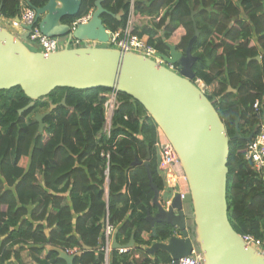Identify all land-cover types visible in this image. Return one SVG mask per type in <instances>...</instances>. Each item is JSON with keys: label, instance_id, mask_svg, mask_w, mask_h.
<instances>
[{"label": "trees", "instance_id": "obj_1", "mask_svg": "<svg viewBox=\"0 0 264 264\" xmlns=\"http://www.w3.org/2000/svg\"><path fill=\"white\" fill-rule=\"evenodd\" d=\"M23 1L43 7L48 0H0L1 15L15 19L22 12ZM82 1L79 15L65 22L74 23L95 10L97 0ZM130 1L103 2L112 13L101 17L107 29L115 32L125 26ZM135 10L137 24H143L137 31L147 34L149 44L165 55H169L168 44L187 51L195 35V12L201 35L192 47L198 58L193 70L209 87L217 84L206 94L230 138L229 220L240 235L264 237V177L245 159V138L255 137L264 120V0H135ZM119 14L120 20L115 17ZM110 92L113 90L59 88L20 113L31 103L24 92L20 88L0 91V182L3 178L8 186L2 191L0 184V264H10L12 259L17 264H34L30 254L42 253L48 246L77 249L80 255L74 264H103L106 218L116 225L118 242L127 245L133 238L135 249L150 246L155 240L165 242L177 233L168 224H157V239L147 241L143 237L153 230L148 211H157L145 167L148 153L154 183L160 191L166 185L159 167V127L142 104L117 93L119 106L110 135H106L105 95ZM257 100L263 102L261 112L254 109ZM52 105L57 107L45 118L44 132L37 136L35 115ZM238 120L241 138L235 137ZM137 160L142 163L134 165ZM189 219L193 233V214ZM134 252L120 254L115 250L110 264L173 261L162 251L155 259L146 253L136 259ZM38 264L65 263L58 253L49 251Z\"/></svg>", "mask_w": 264, "mask_h": 264}, {"label": "water", "instance_id": "obj_2", "mask_svg": "<svg viewBox=\"0 0 264 264\" xmlns=\"http://www.w3.org/2000/svg\"><path fill=\"white\" fill-rule=\"evenodd\" d=\"M105 0L95 2V10L88 23H80L73 29V22L66 18L79 15L82 0H48L43 7L28 5L36 10V20L42 33L49 38L64 41L73 35L79 40L110 41L111 33L105 26L102 15L110 14L103 7ZM2 6L0 7L1 15ZM122 18V14L115 16ZM195 35L185 53L176 45L168 44L169 55L158 53L166 64L177 66V71L133 52L116 48L84 46L64 48L45 54L33 51L27 45L32 26L16 36L0 24V91L20 88L31 100L20 113L34 106L36 101L47 98L59 88L95 91L109 89L124 93L138 101L175 149L189 192L184 199L180 192H174L168 204L160 202L161 191L154 183L149 167L151 154L145 163L150 185L155 192L153 205L158 212L148 211L147 219L153 228L152 237L157 238L155 226L168 224L177 233L165 242H158L145 251L156 255L162 251L171 255L175 264L198 247L205 264H264V255L246 244L232 226L228 214L227 186L230 156V138L213 102L193 83L196 74L193 66L197 57L192 53L194 42L201 35L192 13ZM20 23V19L16 18ZM260 59V57H259ZM229 91H234L230 88ZM66 98L62 101L65 105ZM52 105L45 113H37V136L44 132V119L56 108ZM239 120L236 124V138H241ZM251 135L245 138L252 140ZM137 160L135 164H141ZM191 205L194 227L191 237L190 219L186 206ZM181 234L179 237L177 234ZM85 250L89 248L83 245ZM135 247L134 239L122 246L113 238V248ZM65 264H74L80 253L70 255L65 250L51 247Z\"/></svg>", "mask_w": 264, "mask_h": 264}, {"label": "built area", "instance_id": "obj_3", "mask_svg": "<svg viewBox=\"0 0 264 264\" xmlns=\"http://www.w3.org/2000/svg\"><path fill=\"white\" fill-rule=\"evenodd\" d=\"M93 11L89 13V15L81 18L80 20L74 22L73 29L80 23H88L91 19ZM36 10L28 5L27 1L22 2V12L16 18L20 19V23H18L15 19H11V26L13 28H21L22 34L26 31L22 28V24L25 26H32L30 31V36L28 41H32L36 43L40 47V52L45 54L55 53L64 48H81L84 46H101V47H111L119 49L123 52H133L136 54L143 55L149 59L156 61L159 65L167 66L172 71H177L176 66L166 64V62L158 57V52L155 48H153L149 44V36L147 34H140V30L137 31L138 27L142 28L143 24L138 25L136 22V10H135V0L130 1V11L129 16L126 21L124 27L119 29L118 31H111L108 29V32L111 33L110 41L108 43H101L97 40H79L76 39L73 35L67 36L64 41H60L58 38H49L45 36L38 23H35L36 20ZM4 19L2 15H0V24L1 21ZM140 28V29H141ZM261 58V56H260ZM193 83L198 86L205 94L208 92L209 86L205 84V82L201 78H195ZM106 102H105V113H104V127L103 132L106 135H110L111 127H112V120L115 114V110L119 106L117 92L113 91L105 95ZM254 109L256 112H261L263 109V102L257 100L254 104ZM158 153L160 156V170L162 173L167 174L170 179L173 181H179L183 178L185 179L186 176L182 169L179 157L159 129V139L157 143ZM110 155H107V160L109 161ZM245 159L252 164L253 170L261 177H264V124L260 127V132L252 138L250 142H248L247 150L245 154ZM109 162L107 163V171L109 169ZM108 180L106 181L105 185V197L108 198ZM176 192L181 193L182 199L185 197V192L177 189ZM169 202H166L168 204ZM104 241L101 248V251L104 252L105 259L103 264H110V256L115 249L113 248V238L116 237L117 227L116 225L112 224L108 218L105 219L104 227ZM243 240L246 242L247 245L256 249L260 254L264 255V237L257 238L254 235L246 234L242 235ZM161 242V241H159ZM134 248H120L117 251L120 254L131 252ZM66 252L70 255L78 254L77 249H68ZM139 258V255H136ZM155 264V263H153ZM172 264H175L172 261ZM179 264H205L204 263V256L203 254L194 247L192 253L188 256H185L179 260Z\"/></svg>", "mask_w": 264, "mask_h": 264}, {"label": "crops", "instance_id": "obj_4", "mask_svg": "<svg viewBox=\"0 0 264 264\" xmlns=\"http://www.w3.org/2000/svg\"><path fill=\"white\" fill-rule=\"evenodd\" d=\"M91 11H94V9H92ZM2 24H3V26L5 27V28H7L8 30H10L13 34H15L16 36H21V35H23L22 33L21 34H19V31H18V28H13L12 26H11V19H8V18H4L2 21ZM260 59H262V57L260 58ZM206 84V83H205ZM207 85V84H206ZM208 86V85H207ZM217 87V84H213L212 85V87H209L210 88V91H211V93H212V88L213 89H215ZM230 90V89H229ZM208 94V93H207ZM210 94V93H209ZM262 124H264V120H263V122H262ZM162 175H163V177H164V180H165V183H166V185H165V189L163 190V191H161V197H160V202L164 205V203H166V202H169L170 201V199H171V197H172V195L174 194V192H176V190L177 189H180L181 191H183V192H185V193H188L189 192V186L187 185V184H185L184 182H182V180H179V181H173L172 179H170L169 177H168V175L167 174H164V173H162ZM2 180V182H0V184H3V187H2V191L3 190H5V189H8V186H7V184H6V182H5V180L2 178L1 179ZM181 184V185H180ZM186 185V186H185ZM1 191V192H2ZM1 194V193H0ZM65 196L68 198V193H65ZM158 212V210L155 212V214ZM154 214V215H155ZM189 215V214H188ZM49 233H50V231L49 230H46V234L47 235H49ZM190 234H191V237H193V233H191L190 232ZM179 237L181 236V234L179 233V234H177ZM143 237H144V239L145 240H147V241H149L151 238H153L152 237V234H144L143 235ZM117 238V237H116ZM133 239V238H132ZM131 239V240H132ZM155 239V238H154ZM157 239V238H156ZM117 242H118V240H117ZM131 242V241H130ZM159 241L158 240H155V241H152V243H151V245L150 246H144L143 245V249H135V247H133L134 249L132 250V251H135L134 252V254H135V258L136 259H140V256L141 255H143V253H146L148 256H150V258L151 257H153L154 258V256H152V255H149L145 250L146 249H148V248H151L153 245H155L156 243H158ZM119 243V242H118ZM120 245H122V246H126V245H123V244H121V243H119ZM128 245V244H127ZM52 246H48V247H46V249H44L43 251H42V253H37V252H32V254H30L31 256H30V258L31 259H33V262H34V264H38L39 262L40 263H43L44 262V260H45V258H46V256H48V254H49V251H50V248H51ZM30 253V252H29ZM24 254H28V251H25V253ZM136 255H139V258H137L136 257ZM170 255V254H169ZM171 256V255H170ZM24 258L25 257H28V256H23ZM172 258V257H171ZM155 259V258H154ZM10 264H17V262L16 261H14L13 259L12 260H10ZM160 264H164V263H160Z\"/></svg>", "mask_w": 264, "mask_h": 264}, {"label": "rangeland", "instance_id": "obj_5", "mask_svg": "<svg viewBox=\"0 0 264 264\" xmlns=\"http://www.w3.org/2000/svg\"><path fill=\"white\" fill-rule=\"evenodd\" d=\"M1 25H3L2 23H1ZM18 31H19V34H21L22 33V29L21 28H18ZM27 45L31 48V49H33V50H35V51H39L40 50V47L36 44V43H34V42H32V41H28L27 42ZM34 118V114H32L31 115V118ZM182 182H184L185 184H187L188 185V182H187V180H186V178L184 179H182ZM181 185V184H180ZM186 186V185H185ZM186 211H187V213L190 215V214H192V207H191V205H187L186 206ZM192 226H194V223L192 222ZM195 229V227H193V230ZM196 249L198 250V251H200V249L198 248V247H196Z\"/></svg>", "mask_w": 264, "mask_h": 264}, {"label": "flooded vegetation", "instance_id": "obj_6", "mask_svg": "<svg viewBox=\"0 0 264 264\" xmlns=\"http://www.w3.org/2000/svg\"><path fill=\"white\" fill-rule=\"evenodd\" d=\"M41 113H45V111H44V112L42 111ZM36 114H37V113H36ZM44 121H45V119H44Z\"/></svg>", "mask_w": 264, "mask_h": 264}]
</instances>
